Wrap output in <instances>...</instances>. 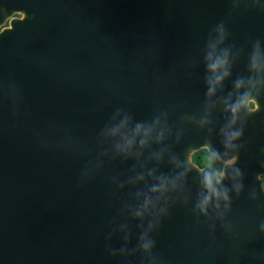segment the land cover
<instances>
[{
	"label": "water",
	"instance_id": "95a60500",
	"mask_svg": "<svg viewBox=\"0 0 264 264\" xmlns=\"http://www.w3.org/2000/svg\"><path fill=\"white\" fill-rule=\"evenodd\" d=\"M14 6L23 16L0 31V264H264L252 113L234 126L241 187L226 167L227 210L195 209L208 169L192 161L225 152V103L251 77L254 48L264 53V0ZM212 45L229 74L208 96ZM137 124L152 128L143 146ZM160 177L175 182L163 196L150 190Z\"/></svg>",
	"mask_w": 264,
	"mask_h": 264
},
{
	"label": "clouds",
	"instance_id": "9594fccd",
	"mask_svg": "<svg viewBox=\"0 0 264 264\" xmlns=\"http://www.w3.org/2000/svg\"><path fill=\"white\" fill-rule=\"evenodd\" d=\"M223 39L222 29H218ZM210 51L206 57L207 70L211 73V76L207 79L208 84V96H212L215 89L221 84L222 80L229 74V60L227 51L219 54L215 53L214 45L210 46ZM249 71L254 73V77H250L247 81L237 80L234 87L239 90L246 88L245 91L240 93L234 101L231 103H225V110L230 114V119L227 121L226 127L223 131V143L225 152L223 155L216 152H207V156L204 161L198 164V167L208 169L204 171L201 177L202 188L204 189L203 195L198 199L195 204V209L201 214L207 215L209 206H212L219 212L221 201L224 204V209L227 210L229 205V194L228 190L221 187L222 181L225 178V168H231L230 178L234 181L233 188L238 193L240 190L239 178L241 176L238 168L232 167L235 165L237 156L235 154L229 155L230 152H235L236 144L235 141L239 139L242 134L240 127H234L241 113L248 114L251 111H255L258 107L256 103V94L261 87H264V53H261L259 47L254 48L250 59H249ZM203 123V122H202ZM123 126V122L121 124ZM113 132L116 129L112 130ZM152 128L141 127L137 124L134 129L135 134H141L144 138L140 140L141 146L146 143V139L150 136ZM160 136L158 134L157 139ZM132 141L126 139L122 145H119V151L127 153L131 149ZM207 151V150H206ZM169 187H175V182L165 177L158 178V183L154 184L150 189L153 193H159L161 196L167 193ZM151 201L148 197H145L144 203L140 210L136 212L137 216H140L142 212H146ZM152 225H149L151 228ZM261 231L264 232V223L260 225ZM152 242L150 240H143L141 248L144 251L150 250Z\"/></svg>",
	"mask_w": 264,
	"mask_h": 264
},
{
	"label": "flooded vegetation",
	"instance_id": "af4514ba",
	"mask_svg": "<svg viewBox=\"0 0 264 264\" xmlns=\"http://www.w3.org/2000/svg\"><path fill=\"white\" fill-rule=\"evenodd\" d=\"M16 2V0H15ZM23 15L18 10L16 6H14V0H0V31L10 25V22L15 19L21 18ZM255 74L251 73V77H254ZM248 79H246L247 81ZM246 90V88H245ZM242 93L241 89H239L238 95ZM256 103L258 107L255 111H251V125L253 126L252 130H250V135L253 137L255 144L257 147L262 148L264 152V136L261 135L264 133V87H261L256 94ZM256 147V149H257ZM206 148H200L193 152L192 161L198 166V164L202 163L207 156ZM262 183L264 186V172L261 175Z\"/></svg>",
	"mask_w": 264,
	"mask_h": 264
}]
</instances>
